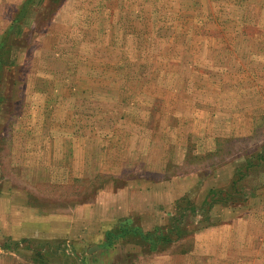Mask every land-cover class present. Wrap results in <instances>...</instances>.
Here are the masks:
<instances>
[{
	"label": "rangeland",
	"instance_id": "374dc122",
	"mask_svg": "<svg viewBox=\"0 0 264 264\" xmlns=\"http://www.w3.org/2000/svg\"><path fill=\"white\" fill-rule=\"evenodd\" d=\"M0 264H264V0H0Z\"/></svg>",
	"mask_w": 264,
	"mask_h": 264
}]
</instances>
